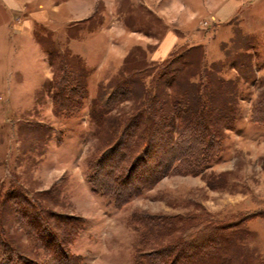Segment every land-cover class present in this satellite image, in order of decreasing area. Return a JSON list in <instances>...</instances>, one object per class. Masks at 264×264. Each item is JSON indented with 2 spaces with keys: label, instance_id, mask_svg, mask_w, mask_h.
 Masks as SVG:
<instances>
[{
  "label": "rangeland",
  "instance_id": "rangeland-1",
  "mask_svg": "<svg viewBox=\"0 0 264 264\" xmlns=\"http://www.w3.org/2000/svg\"><path fill=\"white\" fill-rule=\"evenodd\" d=\"M20 1L18 20L24 21L31 16L34 4L40 1ZM142 1L160 11L166 19L172 17L168 9L175 0H101L90 23L88 20L66 27L60 23L56 25L59 31L48 27L50 24L37 23L32 38L22 40L17 34L11 40V55L4 54L8 44L2 43L0 190L5 192L10 182L35 194L55 189L52 194L57 199L50 204L51 208L58 214L83 219L82 229L70 246V254L78 258V264H134L140 234L131 224L132 215L142 211L182 213L194 203L222 218L261 214L248 220L253 235L245 242L249 250L264 256V126L252 119L255 104L264 90V0H232L213 16L204 8L211 0H192L200 17L196 27L187 32L181 28L183 24L174 19L178 23L172 26L179 38L177 44L184 43L186 48L200 46L208 66L223 67L222 75L237 82L236 121L234 127L227 130L224 149L206 175L164 177L152 189L144 190L121 208L93 191L87 166V159L97 144L95 126L90 119L91 101L97 96L99 86L119 73L133 48L144 49L148 61L160 62L162 59H154L156 40H146L128 32L123 36L111 66L106 61L108 51L96 54L95 49L90 48L91 45H103V49L110 47L109 34L103 32L90 38L87 48L79 44V52H89V65L72 50L70 43L82 35L83 30L88 34L96 29L106 14L114 21H121L122 13L128 23L136 21V27L141 26L146 34L165 36L169 27L154 15L149 16V9ZM130 5H133L132 9ZM34 9L39 11L36 6ZM20 20L19 27H27ZM138 20L145 21V25L139 24ZM223 20L226 24L218 23ZM127 44L131 48L124 57ZM65 60L82 71L89 96L80 112L57 115L53 105L54 72ZM100 67L106 69L92 70ZM233 67L238 72L233 71ZM131 105L128 102L124 109L130 110ZM209 181L220 187L212 188ZM18 228L16 221L12 231ZM26 238L22 241L28 244ZM31 255L40 262L45 259L43 252L34 251Z\"/></svg>",
  "mask_w": 264,
  "mask_h": 264
},
{
  "label": "trees",
  "instance_id": "trees-1",
  "mask_svg": "<svg viewBox=\"0 0 264 264\" xmlns=\"http://www.w3.org/2000/svg\"><path fill=\"white\" fill-rule=\"evenodd\" d=\"M135 22L125 19L130 29L144 32ZM180 48L160 62L148 61L144 49L133 48L119 73L100 85L91 101L97 144L87 159L89 181L117 208L164 177L206 175L224 149L227 130L234 127L235 79L225 78L217 64L208 66L200 46ZM54 75L55 114L80 112L89 96L82 71L65 60ZM128 102L132 108L125 110ZM252 119L264 126V90ZM209 185L220 187L213 181ZM54 191L35 194L12 182L0 190V263L78 264L70 246L83 219L52 209ZM257 216L222 218L199 203L182 213H134L130 221L140 234L134 264H264V256L245 242L253 235L247 222ZM16 221L19 228L12 231ZM34 251L45 259L38 261Z\"/></svg>",
  "mask_w": 264,
  "mask_h": 264
},
{
  "label": "crops",
  "instance_id": "crops-1",
  "mask_svg": "<svg viewBox=\"0 0 264 264\" xmlns=\"http://www.w3.org/2000/svg\"><path fill=\"white\" fill-rule=\"evenodd\" d=\"M36 1V0H32ZM40 3H35L34 6L31 9L30 17L26 18L24 21H21V24L27 25L25 28L19 27L20 23L18 20V8L19 4L22 2L20 0H0V49L2 48V43L8 44L7 51L4 52L5 55H11L10 51V44L11 40L13 41L16 38V35L19 34L20 38L22 40L29 38H32L33 29L35 24L41 23V24H50V27L52 30L59 29V24L61 23L63 27H66V25H78L84 24L85 21H88L90 23V20L94 15L95 9L99 1L101 0H68V2H64L63 0H39ZM107 1V0H103ZM112 1V0H111ZM141 0H136V2H140ZM158 1V0H157ZM232 0H211L209 4H204V8H206V11L208 12V15H215V13L218 11V9L221 8L222 5L225 3H229ZM27 2V1H25ZM146 7L159 19L163 21L165 25L169 27L168 31L166 32L165 36H155L146 34L145 32L140 31H134L130 29L125 24V15L123 16L122 13L120 14L121 21H114L112 17H108L107 14L104 16V20L102 21L100 25L89 32L88 34H85V30L82 31V35H80L77 38H73L71 41V48L76 53L81 55L87 62H88V56L89 52H79L78 46L79 44H83L86 47L88 45V40L90 38L97 37L101 35L103 32L110 35V44L111 46H105L103 49L102 46H90L91 49L96 54L102 53L104 50L107 52V59L108 62L107 65H112L114 62L113 56L119 53L120 43L124 39L123 36L126 32L133 34L134 36L145 38L146 40L154 41L156 40V43H154L157 46V51L154 53V59L156 61L164 60L165 58L169 57L170 54H172L174 49H178L180 47H183V44H177L179 38L178 35L175 34L172 26L177 25V21L174 20L177 18V20L180 22V24H183L182 29H184L185 32H187L189 29H194L198 23L199 14L195 10V2L192 0H175L174 4L171 6L170 9H168V13L170 16V19H166L165 15H163L160 11H157L156 9L152 8L147 2L142 1ZM135 2H133L134 4ZM198 5H200V2H197ZM112 5V4H111ZM111 5L109 6V9L112 11ZM135 5V4H134ZM35 6L38 7L39 11H35ZM133 6V5H132ZM211 7V8H209ZM110 11V13H112ZM35 12V14H34ZM27 14V13H25ZM62 16V18H61ZM66 16V18H65ZM64 17V20H62ZM36 18V20H34ZM174 20V21H173ZM226 21L218 22L221 24H226ZM57 25V26H56ZM188 29V30H187ZM215 31L217 28H214ZM22 30H26V32H23ZM59 31V30H57ZM186 44V43H185ZM126 50L124 53V57L126 54H128L130 50V45H126ZM178 46V47H177ZM177 47V48H175ZM87 48V47H86ZM110 50V51H109ZM98 52V53H97ZM7 53V54H6ZM1 55V54H0ZM4 55V56H5ZM163 55V56H159ZM3 56V57H4ZM159 56V57H156ZM213 57V56H212ZM90 58V57H89ZM216 60V59H213ZM220 60V59H218ZM222 60V59H221ZM89 65V64H88ZM106 65V66H107ZM97 71H102L106 69V67H100V68H93ZM233 71L238 72L234 67L232 68Z\"/></svg>",
  "mask_w": 264,
  "mask_h": 264
}]
</instances>
